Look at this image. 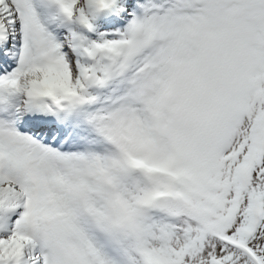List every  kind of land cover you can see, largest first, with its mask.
<instances>
[{"label":"snow or ice","instance_id":"snow-or-ice-1","mask_svg":"<svg viewBox=\"0 0 264 264\" xmlns=\"http://www.w3.org/2000/svg\"><path fill=\"white\" fill-rule=\"evenodd\" d=\"M0 264H264V0H0Z\"/></svg>","mask_w":264,"mask_h":264}]
</instances>
